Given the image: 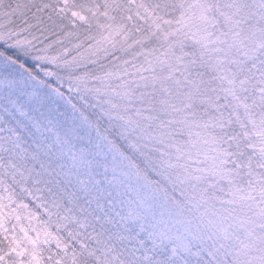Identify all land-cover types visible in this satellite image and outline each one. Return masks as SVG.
I'll use <instances>...</instances> for the list:
<instances>
[{"label": "snow or ice", "instance_id": "snow-or-ice-1", "mask_svg": "<svg viewBox=\"0 0 264 264\" xmlns=\"http://www.w3.org/2000/svg\"><path fill=\"white\" fill-rule=\"evenodd\" d=\"M0 264H264V0H0Z\"/></svg>", "mask_w": 264, "mask_h": 264}]
</instances>
